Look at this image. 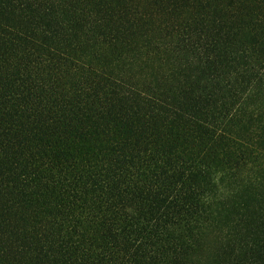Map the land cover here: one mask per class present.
I'll list each match as a JSON object with an SVG mask.
<instances>
[{
  "label": "trees",
  "instance_id": "1",
  "mask_svg": "<svg viewBox=\"0 0 264 264\" xmlns=\"http://www.w3.org/2000/svg\"><path fill=\"white\" fill-rule=\"evenodd\" d=\"M0 264H264V0H0Z\"/></svg>",
  "mask_w": 264,
  "mask_h": 264
}]
</instances>
